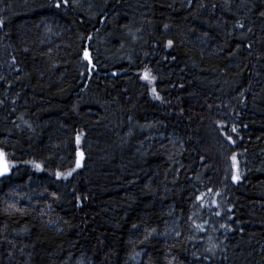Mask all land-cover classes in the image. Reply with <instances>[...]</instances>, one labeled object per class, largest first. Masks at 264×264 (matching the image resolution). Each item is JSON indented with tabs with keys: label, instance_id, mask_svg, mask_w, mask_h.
Returning <instances> with one entry per match:
<instances>
[{
	"label": "trees",
	"instance_id": "obj_1",
	"mask_svg": "<svg viewBox=\"0 0 264 264\" xmlns=\"http://www.w3.org/2000/svg\"><path fill=\"white\" fill-rule=\"evenodd\" d=\"M0 152V264H264V0H0Z\"/></svg>",
	"mask_w": 264,
	"mask_h": 264
},
{
	"label": "snow or ice",
	"instance_id": "obj_2",
	"mask_svg": "<svg viewBox=\"0 0 264 264\" xmlns=\"http://www.w3.org/2000/svg\"><path fill=\"white\" fill-rule=\"evenodd\" d=\"M68 2V0H63V3H67ZM56 7H60V4H57L56 5ZM243 25H241V27H242ZM170 44H171V42H169ZM146 78H147V76H146ZM233 131H235V129H233ZM3 153L2 152H0V159H2L3 158ZM37 167H39V165H37ZM8 171V165H7V163L5 162V163H3V166H2V168H0V175H3V174H5L6 172ZM71 173H69V175H70ZM57 175H59V173L57 174ZM237 179H238V177H237Z\"/></svg>",
	"mask_w": 264,
	"mask_h": 264
}]
</instances>
